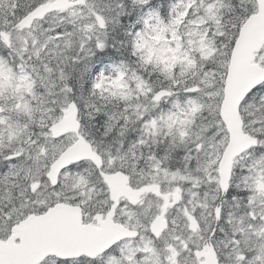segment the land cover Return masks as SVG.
<instances>
[{"label": "snow or ice", "instance_id": "1", "mask_svg": "<svg viewBox=\"0 0 264 264\" xmlns=\"http://www.w3.org/2000/svg\"><path fill=\"white\" fill-rule=\"evenodd\" d=\"M0 264H264V0H0Z\"/></svg>", "mask_w": 264, "mask_h": 264}]
</instances>
